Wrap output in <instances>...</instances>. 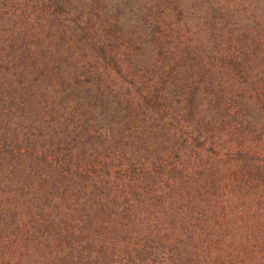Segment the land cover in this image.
<instances>
[{"label": "trees", "instance_id": "obj_1", "mask_svg": "<svg viewBox=\"0 0 264 264\" xmlns=\"http://www.w3.org/2000/svg\"><path fill=\"white\" fill-rule=\"evenodd\" d=\"M0 264H264V0H0Z\"/></svg>", "mask_w": 264, "mask_h": 264}, {"label": "rangeland", "instance_id": "obj_2", "mask_svg": "<svg viewBox=\"0 0 264 264\" xmlns=\"http://www.w3.org/2000/svg\"><path fill=\"white\" fill-rule=\"evenodd\" d=\"M83 20V22H86V18H84V19H82Z\"/></svg>", "mask_w": 264, "mask_h": 264}]
</instances>
